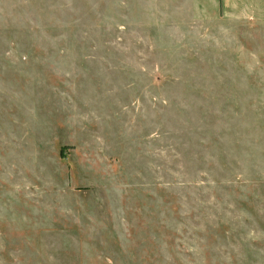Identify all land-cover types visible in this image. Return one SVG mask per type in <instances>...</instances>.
I'll return each instance as SVG.
<instances>
[{"label": "rangeland", "instance_id": "obj_1", "mask_svg": "<svg viewBox=\"0 0 264 264\" xmlns=\"http://www.w3.org/2000/svg\"><path fill=\"white\" fill-rule=\"evenodd\" d=\"M249 2L0 0V264H264Z\"/></svg>", "mask_w": 264, "mask_h": 264}, {"label": "crops", "instance_id": "obj_2", "mask_svg": "<svg viewBox=\"0 0 264 264\" xmlns=\"http://www.w3.org/2000/svg\"><path fill=\"white\" fill-rule=\"evenodd\" d=\"M245 1L251 5L249 0ZM247 18H250L247 14L238 15L225 26L227 39H231L226 45L233 48L229 54L239 56V53H242L245 60L256 62L264 69V18L259 20H254V17L253 20ZM234 59L237 60L236 57Z\"/></svg>", "mask_w": 264, "mask_h": 264}]
</instances>
